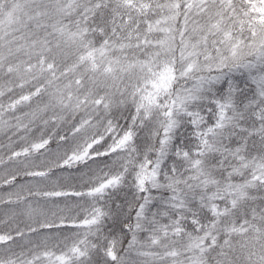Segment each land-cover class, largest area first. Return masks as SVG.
<instances>
[{"label": "snow or ice", "instance_id": "obj_1", "mask_svg": "<svg viewBox=\"0 0 264 264\" xmlns=\"http://www.w3.org/2000/svg\"><path fill=\"white\" fill-rule=\"evenodd\" d=\"M0 264H264V0H0Z\"/></svg>", "mask_w": 264, "mask_h": 264}]
</instances>
